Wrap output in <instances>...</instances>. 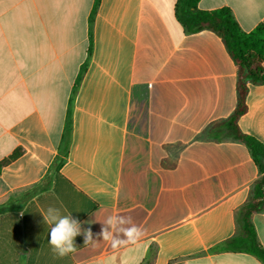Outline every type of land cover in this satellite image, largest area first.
Instances as JSON below:
<instances>
[{
	"label": "crops",
	"instance_id": "obj_1",
	"mask_svg": "<svg viewBox=\"0 0 264 264\" xmlns=\"http://www.w3.org/2000/svg\"><path fill=\"white\" fill-rule=\"evenodd\" d=\"M177 1L0 0V264H263L212 251L264 174L246 145L208 136L234 112L237 68L220 37L185 31ZM198 6L230 8L245 32L264 24V0ZM246 106L238 126L264 144V84ZM49 207L94 239L113 214L145 235L113 250L81 234L60 257ZM252 221L264 247V208Z\"/></svg>",
	"mask_w": 264,
	"mask_h": 264
},
{
	"label": "trees",
	"instance_id": "obj_2",
	"mask_svg": "<svg viewBox=\"0 0 264 264\" xmlns=\"http://www.w3.org/2000/svg\"><path fill=\"white\" fill-rule=\"evenodd\" d=\"M201 0H178L175 13L178 22L188 34L210 31L220 37L237 68V103L234 112L227 119L214 124L208 131V136L215 140L225 137L232 138L246 145L260 172L264 174V144L253 136L243 133L239 126V118L246 113V97L249 86L264 84V24H259L254 30L245 32L230 8L202 10ZM73 100L66 123V131L59 155L52 168L59 170L68 155L71 132ZM17 154L12 155L11 159ZM6 162H0V172ZM48 186L44 187V189ZM264 208V175L252 186L250 195L236 212L235 234L212 248L213 252H240L256 257L264 264V247L258 239L252 217ZM5 207L0 206V213Z\"/></svg>",
	"mask_w": 264,
	"mask_h": 264
},
{
	"label": "clouds",
	"instance_id": "obj_3",
	"mask_svg": "<svg viewBox=\"0 0 264 264\" xmlns=\"http://www.w3.org/2000/svg\"><path fill=\"white\" fill-rule=\"evenodd\" d=\"M23 215V213H21ZM46 224L50 225L49 244L55 254L60 257L75 253L77 247L75 238L83 234L84 245L96 247L100 238L110 244L113 250H119L139 243L145 235L144 229L134 223L131 216L113 214L107 216L102 222L100 233L94 234L91 228L82 232L81 222L72 218L71 215H61L57 208L49 207L42 214Z\"/></svg>",
	"mask_w": 264,
	"mask_h": 264
}]
</instances>
